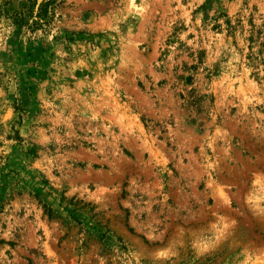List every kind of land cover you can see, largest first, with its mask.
Segmentation results:
<instances>
[{"label":"rangeland","instance_id":"obj_1","mask_svg":"<svg viewBox=\"0 0 264 264\" xmlns=\"http://www.w3.org/2000/svg\"><path fill=\"white\" fill-rule=\"evenodd\" d=\"M40 1L0 0V264H264V0Z\"/></svg>","mask_w":264,"mask_h":264},{"label":"trees","instance_id":"obj_2","mask_svg":"<svg viewBox=\"0 0 264 264\" xmlns=\"http://www.w3.org/2000/svg\"><path fill=\"white\" fill-rule=\"evenodd\" d=\"M55 2L56 0H41L33 14H31L33 17L31 23L26 22L20 13L14 12L13 15L16 16L14 19L15 24L18 27H24L27 30L42 28V26L43 28L46 27L52 20V5ZM48 217H50V214H48Z\"/></svg>","mask_w":264,"mask_h":264}]
</instances>
